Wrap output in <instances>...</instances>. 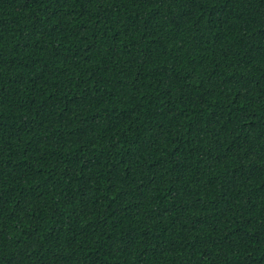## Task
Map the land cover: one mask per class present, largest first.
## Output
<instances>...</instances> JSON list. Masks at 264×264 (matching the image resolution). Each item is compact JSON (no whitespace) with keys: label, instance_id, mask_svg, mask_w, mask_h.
Instances as JSON below:
<instances>
[{"label":"trees","instance_id":"16d2710c","mask_svg":"<svg viewBox=\"0 0 264 264\" xmlns=\"http://www.w3.org/2000/svg\"><path fill=\"white\" fill-rule=\"evenodd\" d=\"M0 264H264V0H0Z\"/></svg>","mask_w":264,"mask_h":264}]
</instances>
